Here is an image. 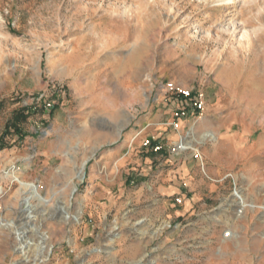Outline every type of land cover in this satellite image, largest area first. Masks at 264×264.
Listing matches in <instances>:
<instances>
[{"label":"rangeland","instance_id":"1","mask_svg":"<svg viewBox=\"0 0 264 264\" xmlns=\"http://www.w3.org/2000/svg\"><path fill=\"white\" fill-rule=\"evenodd\" d=\"M170 85L204 110L178 121ZM0 105V264L46 252L33 228L42 264H264V153L196 144L264 123V0H0ZM16 177L48 200L32 228Z\"/></svg>","mask_w":264,"mask_h":264},{"label":"bare ground","instance_id":"2","mask_svg":"<svg viewBox=\"0 0 264 264\" xmlns=\"http://www.w3.org/2000/svg\"><path fill=\"white\" fill-rule=\"evenodd\" d=\"M194 140L197 138V136L195 134H193V137ZM218 140V137L216 136V134H214L213 132H209L207 133L206 135H204L199 141H197L196 144H203V143H206V142H209V141H212V142H217ZM193 143V140L191 141H188L186 143H184L181 147H180V152H184V151H188V150H194L196 151L197 149L194 148V146L192 145ZM86 165V162L84 163L83 165V168H81V170L78 172L77 174V179L80 180V181H83L84 180V167ZM17 182H19L24 188H26L29 192V196L25 199L24 201V209H23V226L26 228H32V226L34 225V222L36 221L35 218V206L33 205V202L34 201H39L41 204H48V200L45 199L42 194H41V191H40V188L37 187L36 185L34 184H28V183H25L21 178H17ZM75 191V187H73L72 189V193ZM234 198H237V199H240L241 200V203L240 205H242V208H245L247 207L246 203L247 201L245 202L244 198H243V191L241 190H236L235 193H234ZM252 207V206H251ZM255 208V207H254ZM61 212L63 213H66L65 215H68V207L66 206H59L58 208ZM254 210V209H253ZM83 214V211L80 210L78 215H76V218H79L81 215ZM237 217V216H236ZM66 218V217H65ZM80 219V218H79ZM3 227H7L8 229L10 228H13V226L11 224L9 225H2ZM165 226L162 227L161 229H158L155 233H154V236H157V234L159 235L163 230H164ZM28 230V229H27ZM33 228L32 231H28L29 233H38L41 235V245H43V247H41L42 249L46 250V252L44 254H41L39 255L38 257H31L30 254H31V251L28 255V257L26 258L25 262L26 264H42L45 259L48 257V253L50 251V243H49V238L46 237L45 234L39 232V229L38 230H35ZM26 232L24 231L23 234H25ZM35 233V234H36ZM231 235L229 234L227 237L229 238ZM19 237V236H18ZM31 247V246H30ZM33 247V246H32ZM22 248L25 249H29V246L28 245H25L23 244ZM26 252L28 253V251L26 250ZM26 253V255H27ZM46 254V255H45Z\"/></svg>","mask_w":264,"mask_h":264},{"label":"crops","instance_id":"3","mask_svg":"<svg viewBox=\"0 0 264 264\" xmlns=\"http://www.w3.org/2000/svg\"><path fill=\"white\" fill-rule=\"evenodd\" d=\"M82 67H87V65H89V60H84L82 62ZM231 83H229L230 85ZM169 113V112H168ZM161 116L160 115H156L155 117H150V118H147L146 120H144L142 122V130H141V133L143 134L144 132L148 131V133L146 134V137H150L152 135V137L155 138L154 135H159L158 132H159V129L158 127L161 126L160 122H161ZM187 124L186 122H182L181 123V126L182 127H185ZM228 125H232V122L231 121H228V122H225L223 123L222 125L221 124H210L208 126V129L211 130L210 132H213L215 133L218 138H222V139H231V140H234V144H236V146H245L247 145L250 149V151L254 154H262L264 153V132L261 133V134H258L259 135V140L257 142H254V143H246L245 140H248L249 139V135L251 133V131H253L252 129H255L256 128V131L257 133L259 132L260 128H261V125H263V128H264V123L261 124V123H254V122H247L243 125V133L240 134V135H231L229 131V128H228ZM234 125V124H233ZM252 128V129H251ZM226 130V131H225ZM157 137H161V134ZM172 138H175L176 136L173 134L171 135Z\"/></svg>","mask_w":264,"mask_h":264},{"label":"built area","instance_id":"4","mask_svg":"<svg viewBox=\"0 0 264 264\" xmlns=\"http://www.w3.org/2000/svg\"><path fill=\"white\" fill-rule=\"evenodd\" d=\"M168 87V94L175 95V97L180 98V101H177L178 103L176 102L177 110L175 113V117L178 121L189 117L191 113L201 112L204 110L205 102L202 96H193L192 93L183 90H178L172 85ZM174 126L177 128L178 123L174 124ZM143 147L146 149H150L154 152H159L163 149V146L161 144H155L151 140L145 141Z\"/></svg>","mask_w":264,"mask_h":264},{"label":"trees","instance_id":"5","mask_svg":"<svg viewBox=\"0 0 264 264\" xmlns=\"http://www.w3.org/2000/svg\"><path fill=\"white\" fill-rule=\"evenodd\" d=\"M0 110H1V105H0ZM25 112H26L25 110L18 111L16 113L17 118L12 120L11 122L12 125H14V127L17 129V131H19L18 129H19L20 124L26 122L28 119V116L26 115Z\"/></svg>","mask_w":264,"mask_h":264}]
</instances>
